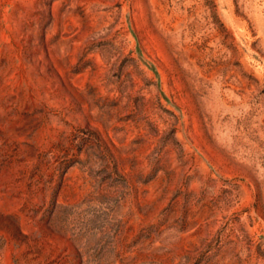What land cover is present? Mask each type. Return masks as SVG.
Returning <instances> with one entry per match:
<instances>
[{
    "label": "rangeland",
    "instance_id": "obj_1",
    "mask_svg": "<svg viewBox=\"0 0 264 264\" xmlns=\"http://www.w3.org/2000/svg\"><path fill=\"white\" fill-rule=\"evenodd\" d=\"M0 264H264V0H0Z\"/></svg>",
    "mask_w": 264,
    "mask_h": 264
}]
</instances>
